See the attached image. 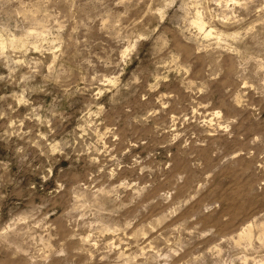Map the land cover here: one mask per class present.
<instances>
[{
  "label": "rangeland",
  "instance_id": "374dc122",
  "mask_svg": "<svg viewBox=\"0 0 264 264\" xmlns=\"http://www.w3.org/2000/svg\"><path fill=\"white\" fill-rule=\"evenodd\" d=\"M0 264H264V0H0Z\"/></svg>",
  "mask_w": 264,
  "mask_h": 264
},
{
  "label": "bare ground",
  "instance_id": "6f19581e",
  "mask_svg": "<svg viewBox=\"0 0 264 264\" xmlns=\"http://www.w3.org/2000/svg\"><path fill=\"white\" fill-rule=\"evenodd\" d=\"M202 26V25H201ZM210 33V32H209Z\"/></svg>",
  "mask_w": 264,
  "mask_h": 264
}]
</instances>
